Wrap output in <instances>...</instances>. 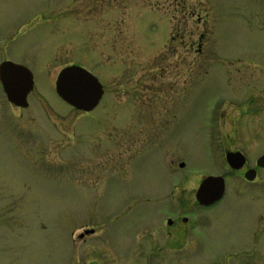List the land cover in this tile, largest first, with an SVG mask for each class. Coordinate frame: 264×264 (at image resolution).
Listing matches in <instances>:
<instances>
[{
    "label": "rangeland",
    "instance_id": "rangeland-1",
    "mask_svg": "<svg viewBox=\"0 0 264 264\" xmlns=\"http://www.w3.org/2000/svg\"><path fill=\"white\" fill-rule=\"evenodd\" d=\"M5 59L34 88L24 108L0 88V264H264V169L243 178L264 152V0H0ZM70 64L103 85L90 112L55 91ZM213 174L226 194L199 207Z\"/></svg>",
    "mask_w": 264,
    "mask_h": 264
},
{
    "label": "water",
    "instance_id": "water-1",
    "mask_svg": "<svg viewBox=\"0 0 264 264\" xmlns=\"http://www.w3.org/2000/svg\"><path fill=\"white\" fill-rule=\"evenodd\" d=\"M0 82L9 102L17 107L28 105L27 95L33 89V76L29 69L11 62L2 63ZM55 91L66 103L83 111L92 110L103 94L102 85L97 78L76 65L64 67L59 71L55 80ZM226 160L234 169H239L245 162L240 152L227 153ZM257 165L264 167V155L258 159ZM254 177L255 171L250 170L245 174L248 180H253ZM224 190L223 178L207 177L196 192V200L201 205H211L223 196ZM91 232L93 230L86 231Z\"/></svg>",
    "mask_w": 264,
    "mask_h": 264
},
{
    "label": "flooded vegetation",
    "instance_id": "flooded-vegetation-1",
    "mask_svg": "<svg viewBox=\"0 0 264 264\" xmlns=\"http://www.w3.org/2000/svg\"><path fill=\"white\" fill-rule=\"evenodd\" d=\"M77 1V0H76ZM79 1V0H78ZM4 61H9V59H5V60H3L2 62H4ZM1 62V63H2ZM148 145V144H147ZM228 151H230V150H227L226 152H228ZM231 151H236V150H231ZM225 152V153H226ZM264 153V152H263ZM263 153H261V154H263ZM261 154H259L257 157H256V159H255V166L254 167H252V166H246L245 168H244V166L246 165V163H247V160H246V163H245V165L243 166V168H244V171H243V175H244V173L248 170V169H251V168H255L256 169V174H258V172H259V170H263L264 168H258V167H256V160H257V158L261 155ZM225 164H226V162H225ZM227 165V164H226ZM227 167H228V165H227ZM229 168V167H228ZM242 168V169H243ZM230 169V168H229ZM242 169H240V170H238V171H234V170H231L230 169V171L231 172H241V170ZM257 177V176H256ZM160 222V224L158 223V225L160 226V227H165L166 228V226L168 227V228H172V227H175V226H180V224H189V222H190V218H188L187 216H181V217H179V215L178 216H175V217H172V218H167L164 222H161V221H159ZM165 223V224H164ZM81 234V233H80ZM94 234V233H93ZM167 234L169 235L170 233L169 232H167ZM90 235H92V234H90ZM84 237V236H83Z\"/></svg>",
    "mask_w": 264,
    "mask_h": 264
}]
</instances>
